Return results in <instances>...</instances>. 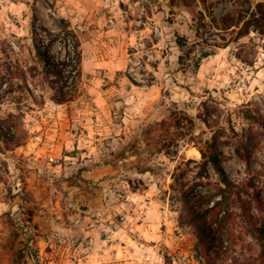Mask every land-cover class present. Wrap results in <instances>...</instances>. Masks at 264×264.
<instances>
[{
  "label": "rangeland",
  "instance_id": "1",
  "mask_svg": "<svg viewBox=\"0 0 264 264\" xmlns=\"http://www.w3.org/2000/svg\"><path fill=\"white\" fill-rule=\"evenodd\" d=\"M257 4L264 0H0V122L21 144L6 150L0 141V264H206L181 209L183 190L200 180L198 149L215 138L229 179L264 191V149L246 165L231 131L250 127L246 109L264 115V26L237 36ZM228 16L242 21L226 29ZM64 25L81 63L66 87L76 98L58 105L53 88L63 81L42 56L66 58ZM201 48L215 54L193 71ZM100 169L98 179L82 177ZM207 173L218 182L210 164ZM172 174L184 185L170 189ZM151 185L156 210L146 213L130 191ZM233 225L224 264L258 251L243 222Z\"/></svg>",
  "mask_w": 264,
  "mask_h": 264
},
{
  "label": "trees",
  "instance_id": "2",
  "mask_svg": "<svg viewBox=\"0 0 264 264\" xmlns=\"http://www.w3.org/2000/svg\"><path fill=\"white\" fill-rule=\"evenodd\" d=\"M249 2V0H245ZM250 12V19L243 22L242 29L237 33L238 37L248 35L251 31L262 34L264 26V4H257L254 10L248 8L246 13ZM228 20H222L223 25L229 28L230 23L238 25L242 19L238 16L235 19L232 16L227 17ZM231 21V22H230ZM226 24V25H225ZM59 38L66 49L67 56L63 61L53 60L43 54V59L47 64L53 65L52 73L58 81H63L60 86L53 88L55 96L53 102L58 105L68 104L77 96L76 88H68V79H75L80 76L81 52L78 38L73 32L68 30V26L62 27ZM178 46H182L181 40L177 42ZM206 45L209 47H219V44L213 43ZM224 47V46H222ZM41 53V52H40ZM215 54V50L200 49L197 60L192 65V70L197 71L200 60ZM58 62V63H56ZM70 68L67 75L64 74V68ZM244 118L249 123V128L239 135L233 129L231 130L236 140L234 151L239 159L246 165H250L253 154L257 150L264 149V115L259 112H252L248 109L244 110ZM209 127L210 121H215L213 111L209 107L205 108L202 120ZM253 126H258L261 131L254 132ZM1 142L5 145L4 149L10 150V147L20 146V140L17 139L12 125L7 121L0 122ZM201 163L199 165V182L195 183L193 188L183 190L181 195V209L186 211L185 223L194 227L198 241L203 246L206 264H224L228 260L230 251L235 241L234 221L239 218L247 229L248 235L258 247V251L254 258L239 260L232 257L234 264H264V191L259 188L253 179L247 181L244 185L234 184L227 176L221 155V151L217 150L216 140L212 139L210 143H206L205 148H199ZM0 151H2L0 147ZM208 164L213 166L215 174L218 176V182L212 184L209 182ZM179 168L177 167V170ZM204 174V175H203ZM173 184L170 189L175 190V186H183V174H172ZM206 179V180H205ZM213 185V187H212ZM214 190V192H212ZM251 191L249 193L248 191ZM249 196L254 203L246 201L244 198ZM202 207L204 210L201 211ZM200 209V212H197ZM256 210L257 215L253 213ZM18 228H21L17 225ZM21 230V229H20ZM22 234H16V237ZM248 250H253L252 244H248ZM253 256V255H252Z\"/></svg>",
  "mask_w": 264,
  "mask_h": 264
},
{
  "label": "crops",
  "instance_id": "3",
  "mask_svg": "<svg viewBox=\"0 0 264 264\" xmlns=\"http://www.w3.org/2000/svg\"><path fill=\"white\" fill-rule=\"evenodd\" d=\"M106 169L107 168H104L105 171H106ZM104 170L100 169L97 172L83 171L82 177H85V178L91 177V178H94V179H98L99 177L102 176V173H103L102 171H104ZM86 173L89 174V175H91V176H87ZM140 175H142V173H140ZM152 188H153V185H151L150 189H145L143 192L130 191V194H131L130 195V198H131V200L134 203H137L138 206H140V207H143V205H144L147 208L146 213H151L154 210H156V204H157L156 199H153V198L148 199L149 195L152 192L151 191ZM95 200L98 201L99 198L97 197ZM93 201L94 200H93V197L91 195L90 198H89V203H92ZM137 227H138L137 229L139 231H142L141 228L145 227V225H144V223L143 224H137ZM147 231L149 232V230H147ZM140 244H141V246L144 247V244L143 243H140ZM126 264H127V262H126Z\"/></svg>",
  "mask_w": 264,
  "mask_h": 264
}]
</instances>
